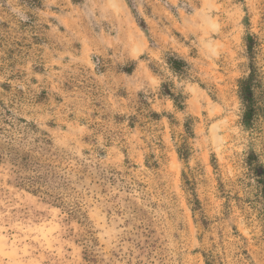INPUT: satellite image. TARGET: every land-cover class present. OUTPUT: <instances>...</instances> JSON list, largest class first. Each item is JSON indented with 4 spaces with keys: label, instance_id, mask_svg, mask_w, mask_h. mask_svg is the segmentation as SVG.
Segmentation results:
<instances>
[{
    "label": "rangeland",
    "instance_id": "1",
    "mask_svg": "<svg viewBox=\"0 0 264 264\" xmlns=\"http://www.w3.org/2000/svg\"><path fill=\"white\" fill-rule=\"evenodd\" d=\"M260 178L264 0H0V264H264Z\"/></svg>",
    "mask_w": 264,
    "mask_h": 264
},
{
    "label": "trees",
    "instance_id": "2",
    "mask_svg": "<svg viewBox=\"0 0 264 264\" xmlns=\"http://www.w3.org/2000/svg\"><path fill=\"white\" fill-rule=\"evenodd\" d=\"M245 47L247 49V53L249 58L252 56V48H253V39L252 37L248 36L244 39ZM165 62L169 68V70L175 75H183L185 73L186 64L185 62L175 58L174 56H167L165 58ZM247 75L241 78L238 81L237 88H238V98L242 108V116H241V123L243 127H250L254 121L255 113L257 110V99H256V89L258 88L259 82V74L257 68H255L252 62L249 63L247 66ZM169 97L173 101V104L178 109H183V98L179 95L174 93L168 92ZM184 127L186 129V136L183 137L182 143L180 144L179 148L177 149V154L180 160L183 162H187L190 157V147L187 143L189 135H192V130L189 128L188 119L186 120ZM258 176L260 174V170L255 172ZM259 185L264 189V180L260 178L258 180Z\"/></svg>",
    "mask_w": 264,
    "mask_h": 264
}]
</instances>
